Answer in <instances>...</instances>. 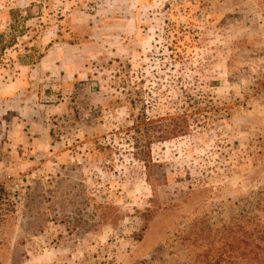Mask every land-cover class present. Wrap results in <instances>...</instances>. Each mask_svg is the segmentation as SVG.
<instances>
[{
	"label": "rangeland",
	"instance_id": "rangeland-1",
	"mask_svg": "<svg viewBox=\"0 0 264 264\" xmlns=\"http://www.w3.org/2000/svg\"><path fill=\"white\" fill-rule=\"evenodd\" d=\"M256 215L264 0H0V264H247Z\"/></svg>",
	"mask_w": 264,
	"mask_h": 264
},
{
	"label": "trees",
	"instance_id": "trees-1",
	"mask_svg": "<svg viewBox=\"0 0 264 264\" xmlns=\"http://www.w3.org/2000/svg\"><path fill=\"white\" fill-rule=\"evenodd\" d=\"M249 224L251 225V234L249 237L251 239V253L253 254V257L247 261V264H264V247L258 243L260 241H258L257 237L255 238L258 233L264 235V231L261 229L263 228L262 224H264V220H261V217L257 215L251 216L249 218ZM238 264L242 263L238 262Z\"/></svg>",
	"mask_w": 264,
	"mask_h": 264
}]
</instances>
